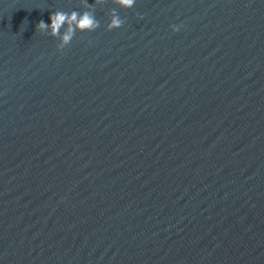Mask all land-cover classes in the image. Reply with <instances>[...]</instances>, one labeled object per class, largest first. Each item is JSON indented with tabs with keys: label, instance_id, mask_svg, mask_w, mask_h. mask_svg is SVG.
Instances as JSON below:
<instances>
[{
	"label": "water",
	"instance_id": "95a60500",
	"mask_svg": "<svg viewBox=\"0 0 264 264\" xmlns=\"http://www.w3.org/2000/svg\"><path fill=\"white\" fill-rule=\"evenodd\" d=\"M0 264H264V0H0Z\"/></svg>",
	"mask_w": 264,
	"mask_h": 264
}]
</instances>
